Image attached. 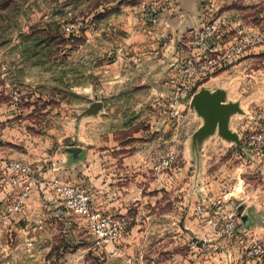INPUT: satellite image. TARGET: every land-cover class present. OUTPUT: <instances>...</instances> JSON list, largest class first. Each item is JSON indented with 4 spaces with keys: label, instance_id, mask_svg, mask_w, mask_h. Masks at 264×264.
<instances>
[{
    "label": "crops",
    "instance_id": "crops-1",
    "mask_svg": "<svg viewBox=\"0 0 264 264\" xmlns=\"http://www.w3.org/2000/svg\"><path fill=\"white\" fill-rule=\"evenodd\" d=\"M209 2L79 0L72 5L66 2L68 10L63 18L74 16L64 22V26L73 23L74 28L71 36L63 35L61 52L64 85L72 95L68 103L83 98L90 99V103L102 102L101 110L94 115L80 116L88 106L82 107L73 123L69 114L55 116V109L49 104L37 111L23 102L16 113H11L5 84L12 82V78L6 70L5 79L0 78V157L32 163L43 180L26 206L12 215L1 232V239L3 233L15 234V256L21 257L23 248L35 252L40 247L48 249L58 227L63 228L67 237L70 233L89 234L83 219L68 217L58 207L55 196L48 192L46 184L51 175L86 187L97 211L128 217L130 230L118 242V248L102 249L111 257L130 247L132 244L128 243L137 234L143 236L150 248L152 235H158L156 242L161 244L163 235L171 230L198 238L204 235L203 225L193 218L191 207L196 201L211 199L215 190L222 193L221 188L228 182L219 183L210 172L192 174L193 161L178 162L175 169L162 174L155 173L153 165L167 150L186 158L198 149L193 136L204 121L189 107V98L204 85L210 90L217 87L207 86L206 81L196 83L192 89L180 87L175 102L182 119L175 121L168 108L173 93L164 81L176 71L186 54L202 52L191 44L192 31L204 21L214 19L213 8L223 6L222 0L216 1L213 8ZM152 6L156 8L154 14L149 12ZM221 17L227 23L223 20V35L216 47L234 38L232 30L236 31L235 21L239 20L229 19L226 12ZM256 17L264 23V6ZM2 72L3 69L0 75ZM56 122H62V130L56 128ZM123 130L131 131L123 138L127 141L119 136L118 132ZM195 164L200 169V164ZM19 190L18 184L3 181L0 217ZM36 217L42 219L41 228L31 223ZM240 231L250 234L252 229L243 221ZM4 239L5 249L10 250L11 243ZM29 239L31 246L27 245ZM165 247L158 245L159 250Z\"/></svg>",
    "mask_w": 264,
    "mask_h": 264
},
{
    "label": "rangeland",
    "instance_id": "rangeland-1",
    "mask_svg": "<svg viewBox=\"0 0 264 264\" xmlns=\"http://www.w3.org/2000/svg\"><path fill=\"white\" fill-rule=\"evenodd\" d=\"M68 1L71 5L79 2L0 0V70L9 71L11 83L23 92L22 103L33 106L37 111L49 104L55 109V116L69 114L73 123L82 107L89 106L90 99L83 98L82 101L68 103L72 95L71 90L64 85L61 56L63 35L71 36L73 33L64 31V22L74 18L73 15L67 16V20L63 18L68 10ZM216 1L218 0H210L212 8ZM221 3L223 6L213 8L214 19L224 20L221 13L226 12L229 19H239L245 22V26L264 31V23L261 24L256 17L263 9L262 1L222 0ZM224 21L222 27L225 26ZM232 32L235 34V30ZM205 84L222 89L225 103H236L242 111L233 112L228 120V128L238 135V139L264 128V46L245 50L224 69L208 78ZM130 116L133 117L132 114ZM55 124L58 130H62V122ZM130 132L123 130L118 133L123 140ZM177 159L178 162L193 161L194 165L190 168L192 174L197 173L196 171L210 172L219 183L226 181L235 187H232L234 190L231 188L235 193L228 205L239 206L240 212L245 215L242 222L246 221V225L252 229L251 235L240 231L233 240L208 241V248L204 245L202 251L193 252L189 244L194 237L180 230H171L166 236L163 235L161 244L156 242L159 236L152 235L154 239L151 240V248L147 242L144 243L143 236L137 234L128 243L132 244L130 247L111 257L94 245L93 238L88 233H70L67 237L63 228L58 227L51 236L52 244L48 249L40 247L35 252L33 249L23 248L20 257L15 256L13 249L17 241L15 234L12 232L8 236L9 233H3L6 242L11 243V249L0 250V264H257L244 254L243 245L235 242L242 239L246 243L248 239L255 238L264 245L263 158L255 152L242 151L234 141L225 140L215 132L198 145L196 152L186 158L178 154ZM195 162L200 164L201 170L197 169ZM214 194L222 193L215 190ZM129 225L119 241L130 230ZM4 238L1 239L0 235L1 241L5 242ZM119 241L115 244L117 248ZM158 245H165V250H159Z\"/></svg>",
    "mask_w": 264,
    "mask_h": 264
},
{
    "label": "built area",
    "instance_id": "built-area-1",
    "mask_svg": "<svg viewBox=\"0 0 264 264\" xmlns=\"http://www.w3.org/2000/svg\"><path fill=\"white\" fill-rule=\"evenodd\" d=\"M210 1V0H206ZM151 14L156 13L155 7H150ZM234 38L222 47H216V43L222 38L223 20L209 19L192 31L193 47H199L202 52L194 54L192 51L186 54L179 63L176 71L168 76L164 84L172 91L173 98L168 103L171 116L175 121L182 119V113L177 109L176 92L179 88H194L196 83L205 82L214 73L224 69L243 52L255 46H264V31L254 27L245 26L241 20L235 21ZM74 28L73 23L65 25L64 31L70 32ZM215 46V49H214ZM5 79V71L0 75ZM193 82L192 85H190ZM8 89L7 108L10 112L16 113L20 108L23 99V92L11 82L5 84ZM190 89V90H191ZM191 97V96H190ZM238 147L242 151L255 152L264 161V128L245 134L240 140ZM178 154L174 150H167L160 155L153 170L162 174L168 170L175 169L178 165ZM38 168L25 160L6 159L0 157V188L4 180L11 184H18L19 192L9 204L6 211L0 217V235L5 226L10 223L12 215L21 211L26 206L27 200L33 194L37 186L42 184ZM48 192L55 196L60 207L66 215H74L83 219L85 227L93 238L94 245L100 249L111 247L115 250V244L126 231L129 221L125 215L105 214L92 207L89 190L80 185L63 179L58 175H51L48 178ZM231 185L224 184L221 188L222 194L214 195L211 199L199 200L191 207L193 218L202 223L204 235L200 238L194 237L189 244L191 250H199L208 241L212 240H233L242 225L243 214L239 206H229L232 200ZM31 223L34 227H42V219L34 218ZM243 245L244 254L250 257L254 263L264 264V245L255 238H250ZM27 245L31 246L29 239ZM5 245L0 239V250Z\"/></svg>",
    "mask_w": 264,
    "mask_h": 264
},
{
    "label": "water",
    "instance_id": "water-1",
    "mask_svg": "<svg viewBox=\"0 0 264 264\" xmlns=\"http://www.w3.org/2000/svg\"><path fill=\"white\" fill-rule=\"evenodd\" d=\"M189 107L201 116L204 121L203 125L193 136V140L198 145L202 144L205 137L215 132L223 139L234 141L237 145H240L238 135L228 128V120L233 112L237 111L241 113L242 111L236 103H225V93L222 89L210 90L205 87L200 88L190 97ZM101 108V101H92L80 116L94 115ZM243 219L244 216H242Z\"/></svg>",
    "mask_w": 264,
    "mask_h": 264
}]
</instances>
